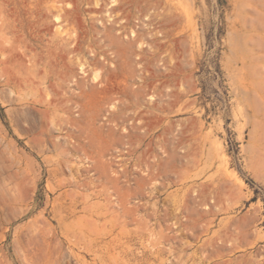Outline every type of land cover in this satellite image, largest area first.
Listing matches in <instances>:
<instances>
[{"label": "rangeland", "instance_id": "374dc122", "mask_svg": "<svg viewBox=\"0 0 264 264\" xmlns=\"http://www.w3.org/2000/svg\"><path fill=\"white\" fill-rule=\"evenodd\" d=\"M234 20L235 0H0V264H264Z\"/></svg>", "mask_w": 264, "mask_h": 264}, {"label": "bare ground", "instance_id": "6f19581e", "mask_svg": "<svg viewBox=\"0 0 264 264\" xmlns=\"http://www.w3.org/2000/svg\"><path fill=\"white\" fill-rule=\"evenodd\" d=\"M65 1V0H64ZM115 1V0H114ZM9 2V1H8ZM62 2V1H61ZM67 3V2H66ZM116 3V2H115ZM7 4V3H6ZM63 4V3H62ZM29 5V4H28ZM69 5V4H68ZM124 5V4H123ZM55 7V6H54ZM13 8V7H12ZM57 8V7H56ZM54 8V9H56ZM74 8V6L72 7ZM125 8V7H124ZM114 9V8H113ZM58 12V9H56ZM67 10V9H66ZM11 8H10V10ZM38 11V10H37ZM63 11V10H61ZM69 11V10H68ZM66 12V11H65ZM37 13V12H36ZM78 13V12H77ZM98 13V12H97ZM119 13V12H118ZM34 14V13H33ZM68 14V13H67ZM3 15V14H2ZM78 15V14H77ZM16 16V15H15ZM4 17V16H3ZM19 18V16H18ZM77 18V17H76ZM15 19V18H14ZM74 19V18H73ZM2 21V20H1ZM22 21V20H21ZM120 21V20H119ZM76 22V21H75ZM121 22V21H120ZM85 26V25H84ZM68 27V26H67ZM76 26H74L75 28ZM93 27V26H92ZM36 28V27H35ZM68 29V28H67ZM109 30V29H108ZM14 31V30H13ZM59 31V30H58ZM119 31V30H118ZM60 33V32H59ZM69 33V32H68ZM105 33V32H104ZM38 34V33H37ZM66 34V33H65ZM64 34V35H65ZM79 34V33H78ZM233 34L234 36L230 40V52H231V65L234 71V75L239 80L243 87H247L250 92V98L248 99V103L252 105L264 103V0H235V20L233 21ZM80 35V34H79ZM105 35V34H104ZM66 36V35H65ZM73 36V35H72ZM5 37V36H3ZM7 37V36H6ZM19 37V36H18ZM24 37V36H23ZM37 37V36H36ZM112 37V36H111ZM44 38V37H43ZM65 38V37H64ZM68 38V36H67ZM110 38V37H109ZM111 39V38H110ZM51 41V40H50ZM114 41V40H113ZM111 42V41H110ZM68 43V39H67ZM115 44V43H114ZM119 44V43H118ZM19 45V44H18ZM50 45V44H48ZM71 43L69 44V47ZM74 45V44H72ZM62 46V45H61ZM60 46V47H61ZM66 46V44H65ZM64 46V48H65ZM124 47V45H122ZM57 47V46H56ZM63 47V46H62ZM68 47V48H69ZM29 48V47H28ZM118 48V46H117ZM31 49V48H30ZM33 49V48H32ZM36 49V48H35ZM41 49V48H40ZM72 49V47L70 48ZM79 49V48H78ZM3 50V48H2ZM63 50V49H62ZM67 50V49H66ZM74 50V49H73ZM72 50V52H74ZM76 50V49H75ZM5 52L8 49H4ZM48 51V50H47ZM68 51V50H67ZM116 51V50H115ZM125 51V50H124ZM24 52V51H23ZM59 52V51H58ZM60 52H62L60 50ZM92 52V51H91ZM111 52V51H110ZM108 52V53H110ZM42 53V51H41ZM48 53V52H47ZM64 53V52H63ZM62 53V55H63ZM66 53V52H65ZM68 53V52H67ZM70 53V52H69ZM13 54V52L11 53ZM72 54V53H71ZM113 54V53H112ZM119 54V53H118ZM121 54V52H120ZM6 55V54H5ZM4 55V56H5ZM30 55V54H29ZM41 55V54H40ZM70 55V54H69ZM78 55V54H77ZM110 55V54H109ZM3 56V55H2ZM7 56V55H6ZM123 56V55H121ZM120 56V57H121ZM17 57V56H16ZM31 57V56H30ZM72 57V56H71ZM70 57V58H71ZM76 57V56H75ZM125 57V56H124ZM4 58V57H3ZM78 58V57H77ZM10 59V58H9ZM65 59V57H64ZM124 59V58H123ZM12 60V59H11ZM35 60V58H34ZM33 59L29 63L34 61ZM37 60V59H36ZM67 60V59H66ZM127 60V59H126ZM46 61V60H45ZM2 62V61H1ZM37 62V61H36ZM47 62V61H46ZM127 62V61H126ZM9 61H3L2 64L6 65ZM39 63V62H38ZM51 63V62H50ZM84 63V62H83ZM32 64V63H30ZM82 64V63H81ZM106 64V62H105ZM111 64V63H110ZM109 64V65H110ZM9 65V64H8ZM12 65V64H11ZM29 65V64H28ZM35 65V64H34ZM38 65V64H37ZM67 65V64H66ZM7 66V65H6ZM33 66V65H32ZM83 66V64H82ZM112 66V65H111ZM5 67V66H4ZM29 67V66H28ZM53 67V66H52ZM51 67V68H52ZM66 68V67H65ZM70 68V67H69ZM115 68V66H114ZM35 69V68H34ZM5 70V68H4ZM67 70V69H66ZM12 71V70H11ZM37 71V70H36ZM39 71V70H38ZM49 71V70H48ZM51 71V70H50ZM109 71V70H108ZM113 71V70H112ZM31 72V71H30ZM65 72V71H64ZM117 72V71H116ZM7 73V72H6ZM16 73V72H15ZM40 73V72H39ZM61 73V71H60ZM87 73V72H86ZM41 74V73H40ZM39 74V75H40ZM63 74V73H62ZM61 74V75H62ZM7 75V74H6ZM34 75V74H33ZM116 75V74H115ZM23 76V75H22ZM25 76V75H24ZM23 76V77H24ZM60 76V74H59ZM58 76V77H59ZM69 76V75H68ZM32 75H27L24 78V82L30 88L34 87L35 82L32 78ZM39 77V76H38ZM65 77V76H64ZM62 77V78H64ZM74 77V76H73ZM73 77H71L73 79ZM108 77V76H107ZM21 78V77H20ZM61 78V77H60ZM60 78L58 79L60 83ZM95 78V77H94ZM93 78V79H94ZM111 78V77H110ZM37 79V78H36ZM44 78H42L43 80ZM67 79V78H66ZM96 79V78H95ZM94 79V80H95ZM64 80V79H63ZM109 80V78H108ZM37 81V80H36ZM100 81V80H99ZM237 81V80H236ZM50 82V81H49ZM95 82V81H94ZM112 82V81H111ZM238 82V81H237ZM238 82V83H239ZM43 83V82H42ZM52 88L54 82H51ZM57 84V81L55 82ZM63 85V83H61ZM58 84V87L61 85ZM114 84V83H113ZM111 84V85H113ZM37 85V84H36ZM71 85V84H70ZM107 85L106 81L101 80L97 85L96 88ZM126 85V84H125ZM124 85V87H125ZM22 86V85H21ZM39 87V85H37ZM69 86V85H68ZM81 87V85H80ZM121 87V86H120ZM107 88V87H106ZM28 89V88H27ZM34 89V88H33ZM40 89V88H39ZM60 90L56 91V98L52 101H48L49 104L59 105L63 107L68 103V99H66L67 92L64 87H60ZM82 89V88H81ZM108 89H110L108 87ZM53 90V89H52ZM94 89H92L93 91ZM105 90V89H104ZM46 91V90H45ZM55 90H53L54 92ZM95 91V90H94ZM73 92V91H72ZM71 92V93H72ZM84 92V91H83ZM122 92V91H121ZM46 93V92H44ZM81 93V91H80ZM42 94V93H41ZM40 94V95H41ZM85 94V93H84ZM45 95V94H43ZM46 95H49L47 92ZM53 95V94H51ZM70 95V94H69ZM45 98V97H44ZM50 98V97H49ZM43 99V98H42ZM41 99V100H42ZM47 99V98H46ZM44 99V102L47 100ZM40 100L41 103H43ZM109 100V99H108ZM74 101V100H73ZM72 101V102H73ZM116 101V100H115ZM114 101V102H115ZM36 102V99L33 103ZM39 103V102H38ZM79 104V103H78ZM41 105V104H40ZM46 105V104H45ZM44 105V106H45ZM48 106V105H47ZM47 109V108H46ZM45 109V110H46ZM63 109V108H62ZM66 109V108H65ZM45 110H42L41 115L45 113ZM62 111V110H61ZM44 112V113H43ZM49 112V111H48ZM43 113V114H42ZM72 120V117L71 119ZM183 143L180 140L177 143V146H181ZM176 159V158H175ZM157 190V189H156ZM159 192V187H158ZM222 255V254H221ZM221 264H232V260H227Z\"/></svg>", "mask_w": 264, "mask_h": 264}]
</instances>
